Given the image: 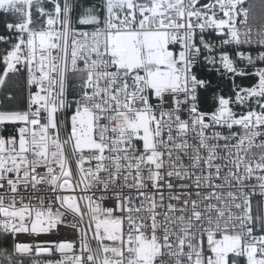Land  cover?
Here are the masks:
<instances>
[{"label": "snow or ice", "instance_id": "1", "mask_svg": "<svg viewBox=\"0 0 264 264\" xmlns=\"http://www.w3.org/2000/svg\"><path fill=\"white\" fill-rule=\"evenodd\" d=\"M26 258L264 264V0H0V264Z\"/></svg>", "mask_w": 264, "mask_h": 264}, {"label": "built area", "instance_id": "2", "mask_svg": "<svg viewBox=\"0 0 264 264\" xmlns=\"http://www.w3.org/2000/svg\"><path fill=\"white\" fill-rule=\"evenodd\" d=\"M61 235L71 237L73 235V233L70 229H65V230H62ZM44 239H46L45 236H41L38 238V240H41V241ZM20 240H21V242H25V243L33 242L32 238L27 237V236H21ZM46 258H47L46 256L45 257H36V259H41V260L46 259ZM26 264H32L31 259L26 258Z\"/></svg>", "mask_w": 264, "mask_h": 264}, {"label": "trees", "instance_id": "3", "mask_svg": "<svg viewBox=\"0 0 264 264\" xmlns=\"http://www.w3.org/2000/svg\"><path fill=\"white\" fill-rule=\"evenodd\" d=\"M9 243H10V241H9Z\"/></svg>", "mask_w": 264, "mask_h": 264}]
</instances>
